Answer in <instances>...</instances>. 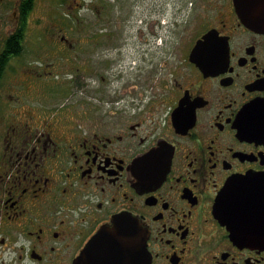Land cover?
<instances>
[{
    "label": "flooded vegetation",
    "instance_id": "obj_1",
    "mask_svg": "<svg viewBox=\"0 0 264 264\" xmlns=\"http://www.w3.org/2000/svg\"><path fill=\"white\" fill-rule=\"evenodd\" d=\"M112 3L0 0V264H264V31L211 0L193 41L162 48L173 65L142 36L144 61L105 95ZM208 29L201 69L189 53ZM229 182L240 240L215 214ZM102 228L116 244H91Z\"/></svg>",
    "mask_w": 264,
    "mask_h": 264
},
{
    "label": "rangeland",
    "instance_id": "obj_2",
    "mask_svg": "<svg viewBox=\"0 0 264 264\" xmlns=\"http://www.w3.org/2000/svg\"><path fill=\"white\" fill-rule=\"evenodd\" d=\"M113 4V11L108 13L110 14L108 18L104 17L106 14L101 17L103 20H109L110 26L114 29L111 37L104 38L106 44L102 53L110 67L104 66L103 70L102 68L99 70L105 77V81L99 82L100 85H103L102 89L105 95L120 94V90L123 89L121 85L125 84V81L129 80L130 75L133 74L131 72L133 67H128V63L133 62L132 59L136 60L137 64L142 62L140 53L142 52L140 48L143 47L142 39H140L142 36L146 37V43H148L153 33H157L159 36L168 35L167 42L163 41L160 43L161 46L151 45L150 52L145 53V57H151L152 62L158 66L163 60H167L168 65H173L176 58L175 53L166 56V52H162V48L174 45L177 35H182L183 43H190L195 34L211 21V0H115ZM37 6L34 15H45L42 3L40 2ZM87 18L96 20L95 11L89 12ZM157 18L163 19L166 24L164 26L152 25L153 20ZM173 18H176L178 23H175ZM90 29L88 28V30ZM169 35H175L173 41ZM117 44L120 45L123 52L115 48ZM133 47L136 48V51H133ZM157 47L161 48L156 49ZM103 49L104 46L101 44L98 46L97 52ZM97 52L96 57L99 58ZM118 69L119 71H117ZM165 70L166 68L162 64L161 71ZM52 86L50 99L53 102H60L66 98L68 90L62 82L55 79ZM4 110H9V107L4 105Z\"/></svg>",
    "mask_w": 264,
    "mask_h": 264
},
{
    "label": "water",
    "instance_id": "obj_3",
    "mask_svg": "<svg viewBox=\"0 0 264 264\" xmlns=\"http://www.w3.org/2000/svg\"><path fill=\"white\" fill-rule=\"evenodd\" d=\"M234 7L240 20L246 26L256 31H264V13L261 11L260 7L257 6V0H234ZM211 34V29L204 33L202 37L196 41L190 52V60L198 64L202 69L203 66H211V59L209 58L211 56V52H207L211 50ZM202 56H207V58H202ZM222 200H228V202L224 205L228 207L229 210H225V213L222 214L231 217L229 223L230 225H232L230 226V229L233 237H235L236 239H242L241 206L239 204V200L237 198L229 199V196L228 199L223 197ZM126 224H128V222H126ZM134 226L136 238L140 239V230L136 225ZM106 241L115 242L116 244L115 238L113 236H109L108 231L105 228H102L95 235L91 244H99L100 246H102Z\"/></svg>",
    "mask_w": 264,
    "mask_h": 264
}]
</instances>
